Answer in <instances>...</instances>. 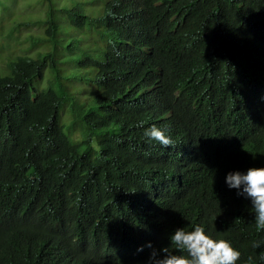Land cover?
Listing matches in <instances>:
<instances>
[{
  "label": "trees",
  "instance_id": "1",
  "mask_svg": "<svg viewBox=\"0 0 264 264\" xmlns=\"http://www.w3.org/2000/svg\"><path fill=\"white\" fill-rule=\"evenodd\" d=\"M60 2L38 0L44 52L10 58L0 75V264H143L139 246L174 251L167 233L197 223L233 241L237 264L255 261V210L205 161L264 164V0H108L96 18ZM74 32L92 42L77 61L94 72L90 90L63 80ZM47 69L57 89L39 91ZM66 107L96 158L63 132ZM151 125L171 144L147 138Z\"/></svg>",
  "mask_w": 264,
  "mask_h": 264
},
{
  "label": "rangeland",
  "instance_id": "2",
  "mask_svg": "<svg viewBox=\"0 0 264 264\" xmlns=\"http://www.w3.org/2000/svg\"><path fill=\"white\" fill-rule=\"evenodd\" d=\"M108 0H61L60 4L66 8H74L86 16L96 18L103 14L104 4ZM59 4V5H60ZM43 17L42 6L38 0H0V75L8 73L6 64L10 58L16 56H29L36 58L44 49L39 43L34 42V37L44 34L45 25L36 24L37 18ZM63 16L60 24L64 27H70L68 19ZM30 24L25 26V23ZM89 38H84L81 33L74 32L69 36L62 47V57L60 65L63 69V80L70 91L91 88V81L94 78V72L91 69H81L77 61L82 58V53L87 50L91 44ZM49 70L47 69L43 78L37 81L34 87L39 91L47 88L57 89L54 80L49 79ZM71 80H75L73 83ZM81 88V89H80ZM86 93L80 97L84 101ZM81 114L84 113L82 109ZM59 124L63 132L73 144L86 142L92 152V158L98 155V148L95 139L91 138L90 132L85 124L75 118L69 110L64 108L60 112ZM85 147H81L83 151Z\"/></svg>",
  "mask_w": 264,
  "mask_h": 264
},
{
  "label": "clouds",
  "instance_id": "3",
  "mask_svg": "<svg viewBox=\"0 0 264 264\" xmlns=\"http://www.w3.org/2000/svg\"><path fill=\"white\" fill-rule=\"evenodd\" d=\"M166 131L164 128L151 125L145 129L144 135L167 146L171 144V138L166 135ZM195 163L194 160H187L183 166V173L190 179L191 168ZM205 170L216 182L223 180L227 188L235 189L237 196L249 201L255 210L253 218L255 225L258 230L264 231V164L228 170L222 162L207 159ZM187 185L189 184L182 185L183 189ZM167 241L174 245V251H168L165 247L156 248L152 241L139 246L137 251H142L144 247L150 249L143 264H237L241 257V251L233 241L214 237L210 229L199 223L189 230L180 226L173 228L167 233ZM251 247L261 249L262 241H252ZM243 264H264V250L258 253L255 261L252 256H248Z\"/></svg>",
  "mask_w": 264,
  "mask_h": 264
},
{
  "label": "bare ground",
  "instance_id": "4",
  "mask_svg": "<svg viewBox=\"0 0 264 264\" xmlns=\"http://www.w3.org/2000/svg\"><path fill=\"white\" fill-rule=\"evenodd\" d=\"M122 65H123V64H122ZM116 68H117V67H116ZM119 68H120V67H119ZM112 69H113V68H112ZM118 70H119V69H118ZM109 71H110V70H109ZM109 71H108V72H109ZM111 71H112V70H111ZM112 73H113V72H112ZM116 73H117V70H116ZM116 73H115V74H116ZM107 74H109V73H107ZM119 74H120V73H119ZM105 75H106V74H105ZM110 75H111V74H110ZM120 76H121V75H120ZM103 77H104V76H103ZM110 77H111V76H110ZM118 77H119V76H118ZM122 77H123V76H122ZM123 78H124V77H123ZM115 79H116V78H115ZM113 80H114V79H113ZM129 80H130V79H129ZM106 81H107V78H106ZM116 81H117V80H116ZM114 83L117 84L118 82H114ZM108 84H109V83H108ZM110 84H111V83H110Z\"/></svg>",
  "mask_w": 264,
  "mask_h": 264
}]
</instances>
